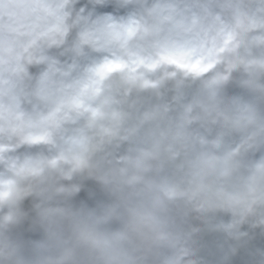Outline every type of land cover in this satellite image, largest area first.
<instances>
[{"label":"clouds","instance_id":"9594fccd","mask_svg":"<svg viewBox=\"0 0 264 264\" xmlns=\"http://www.w3.org/2000/svg\"><path fill=\"white\" fill-rule=\"evenodd\" d=\"M0 264H264V0H0Z\"/></svg>","mask_w":264,"mask_h":264}]
</instances>
